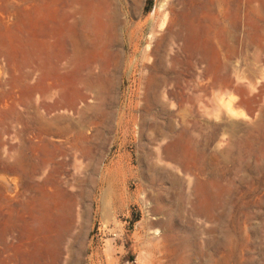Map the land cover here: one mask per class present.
Listing matches in <instances>:
<instances>
[{
    "label": "rangeland",
    "instance_id": "rangeland-1",
    "mask_svg": "<svg viewBox=\"0 0 264 264\" xmlns=\"http://www.w3.org/2000/svg\"><path fill=\"white\" fill-rule=\"evenodd\" d=\"M209 2L0 0V110L22 116L0 134V188L21 204L0 264H264V0H225L199 50L145 49Z\"/></svg>",
    "mask_w": 264,
    "mask_h": 264
},
{
    "label": "bare ground",
    "instance_id": "bare-ground-1",
    "mask_svg": "<svg viewBox=\"0 0 264 264\" xmlns=\"http://www.w3.org/2000/svg\"><path fill=\"white\" fill-rule=\"evenodd\" d=\"M224 1L225 0H211V2L205 3L201 8H196V13H193L191 11L186 12L182 15L184 21L181 24L182 28H180V30L172 27L160 37H158L156 35V32H154L153 30L152 32H150L151 34L148 37L145 49L147 51L150 50L152 42L156 40V49L154 50L153 54L158 56L161 53V47L163 46V44L168 42L174 45L177 41H183L187 48L199 50L201 47H205L210 42L216 41V38H214L213 36V29L216 26L217 28H219V19L224 14ZM215 7H217V10ZM174 15L176 17L178 16L177 13H174ZM113 24H115V21H113ZM145 25L146 24H143V26L136 25L132 30H130V27L128 28L126 34V43H128L130 49L134 54L131 55L129 59L135 58V56L141 50L142 31ZM160 28L162 30L164 28V24L161 25ZM148 54L149 53L146 52L145 56L147 57ZM153 72H155V69H153ZM75 102V98L69 101V103L71 104H74Z\"/></svg>",
    "mask_w": 264,
    "mask_h": 264
},
{
    "label": "crops",
    "instance_id": "crops-1",
    "mask_svg": "<svg viewBox=\"0 0 264 264\" xmlns=\"http://www.w3.org/2000/svg\"><path fill=\"white\" fill-rule=\"evenodd\" d=\"M65 110L70 111V110H74V109H65ZM94 110H96V109H94ZM98 110L100 111V109H98ZM37 120H38L37 119V115L35 114L34 116H30L29 118L24 119L23 122L27 125L28 128H30L31 124H33V122L37 121ZM16 121H22V116H21L20 109H16V107H12V108L7 109L5 111H1L0 110V134L5 132V130L7 129L9 123H13V122H16ZM70 121H71L70 117L67 116V115H64V114H62L60 116H55L53 118H48L47 116H45L44 119H43L44 126H45L46 129L50 130L49 132L52 131L51 128L55 127V128H57L58 133H61L62 135H65L62 132V130L65 129L69 125ZM24 153L25 152L22 153L21 146H20L19 149H18V153L15 156V159H14V161L12 163L13 169L11 171L13 173H15L14 170L16 169L15 163L18 162L22 158V155ZM54 158H55V154H53L50 158H48V160L52 161ZM2 169L5 170V166L4 165H3ZM16 177H17V175H16ZM55 186H56V188L59 187V183L55 182ZM60 191H63V190H60ZM5 197H8L10 200L9 201H4L3 199ZM0 199L3 200V201H0V204H4L5 205V206L3 205L2 207L7 210L6 211V215L8 216L7 219L5 220V222L2 223V225L0 226V230L2 231L3 235L6 237L10 233L14 232L17 229V227H18V224H17L18 223L17 222V220H18L17 217L18 216H16L15 214H17V215L20 214V209H21L20 205L21 204L12 202V201H14L13 198H11V196L5 194L4 184L0 188ZM21 203L22 204H26V207L24 206V208L28 210L27 213H28V216H30V217H31V215L33 213V208L34 207H37V205H46V204H42V203H33V202H21ZM40 214H42L44 217L48 216L47 215L48 214L47 211H42V212H40ZM70 216H71V213L69 211V214L67 216V221H65L64 220L65 217L60 215L58 217V219H59L58 225L67 226L69 221H70ZM19 217H21V216H19ZM28 230L30 232H33V233H36V231H37V230H35L33 228H28ZM40 232H43V230H40ZM22 245L23 244H21V246Z\"/></svg>",
    "mask_w": 264,
    "mask_h": 264
}]
</instances>
